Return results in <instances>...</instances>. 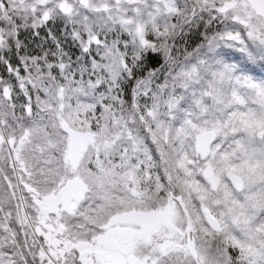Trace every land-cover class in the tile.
I'll return each instance as SVG.
<instances>
[{
  "label": "trees",
  "instance_id": "1",
  "mask_svg": "<svg viewBox=\"0 0 264 264\" xmlns=\"http://www.w3.org/2000/svg\"><path fill=\"white\" fill-rule=\"evenodd\" d=\"M0 2L7 6L10 0ZM86 2L99 9L89 13L96 15L98 30L109 34L101 53L103 63L93 66L95 75L90 79L89 69L83 79L69 75L63 81L59 76L53 80L47 69L41 73L33 62L31 74L11 81L0 95V264H106L96 250L110 221L132 213L161 212L167 203L178 214L177 225L161 224L150 232L147 242L137 241L124 264L175 260L174 251L183 245L179 231L184 218L169 198L171 190L182 199L195 226L197 260L203 264L208 242L227 232L221 228L220 234L212 233L202 215L192 211L181 178L185 171L172 148L173 132L184 120L193 119L202 130L223 133V164L238 166L240 158H229V151L247 144V124L264 111V87L213 74L203 65L189 66L188 57L182 56L174 75L175 62L168 65L167 78L161 77L164 83L157 85L149 74L143 86L137 84L135 94L131 89L123 93L116 85L122 62L112 36L119 30L134 40L145 32H156L160 13L154 5L163 0ZM239 3V15L246 16L244 2ZM175 23L166 29L169 36ZM84 31H89L87 26ZM131 59L133 69L139 71L135 52ZM260 119L264 131V115ZM262 130L251 138L255 145ZM76 134L92 137L93 143L74 165L68 155ZM193 141L189 139L186 147V167L199 168L193 180L210 202L206 210L217 217L212 203L225 202V193L207 186L202 174L205 165L197 162ZM220 178L238 196L223 174ZM77 183L79 194L71 188ZM250 193L253 212L248 228L255 246L248 250L264 247V223L255 224L264 209V171L260 179L255 178ZM166 242L172 243V254H154ZM225 243L235 246L228 233ZM177 255L182 264H193L185 252Z\"/></svg>",
  "mask_w": 264,
  "mask_h": 264
},
{
  "label": "snow or ice",
  "instance_id": "2",
  "mask_svg": "<svg viewBox=\"0 0 264 264\" xmlns=\"http://www.w3.org/2000/svg\"><path fill=\"white\" fill-rule=\"evenodd\" d=\"M241 6L239 0L157 2L154 7L160 16L156 32H145L134 40L119 30L112 36L122 62L117 87L123 93L131 89L135 94L137 84L149 74L151 81L162 84L168 65L175 62L174 75L181 67L182 56L188 57L189 66L203 65L213 74L223 73L264 87V0L259 4L245 0L246 16L239 15ZM0 9V95L11 81L31 74L33 62L41 73L47 69L53 80L59 76L61 81L69 75L73 80L83 79L89 69L91 79L96 73L93 66L103 63L101 53L109 34L98 30L96 15L89 13H98L99 9L90 2L10 0L7 6L0 2ZM173 20L176 23L169 36L166 29ZM85 26L89 31H84ZM133 52L139 71L132 67ZM100 74L104 75L102 68ZM149 88L154 90L151 83ZM261 213L255 224L264 223V209ZM226 236H213L208 242L203 264H264V247L256 248L249 256L241 248L225 243ZM160 264L168 261L161 260Z\"/></svg>",
  "mask_w": 264,
  "mask_h": 264
},
{
  "label": "rangeland",
  "instance_id": "3",
  "mask_svg": "<svg viewBox=\"0 0 264 264\" xmlns=\"http://www.w3.org/2000/svg\"><path fill=\"white\" fill-rule=\"evenodd\" d=\"M260 114L263 116L264 111L261 110ZM261 116L256 119L257 121L249 122L247 124L248 129L244 131V137L247 139V144H242L241 146L238 145L235 150L231 151L230 149L229 151V158H240L241 162L239 161L238 166H226L223 164L224 162L222 158L224 156L220 149H224V147H222L224 143L223 133L221 136L215 131H211L214 133L216 140L210 148V156L207 161L202 163L205 165L202 174L207 186L214 191L222 189L226 197L225 202L223 203H212L217 211V217L212 215L213 218L217 221L218 225L228 233V236L231 238L234 245L241 248L249 256L254 254L256 248H259L256 247L248 250V248L253 247V245L255 246V242L251 237L250 228H248V222L253 212V207L250 201V192L253 188V183H255V178L260 179L264 171V151H262L264 150V136L258 139L256 145L251 141V138L263 129L260 128L262 127L261 124H263L261 123ZM202 129L203 126L195 124L193 119L184 120L179 129L173 132L172 141V148L176 162L179 166L183 165V170L185 171L181 176L184 193L188 198L192 211L197 217L202 211L206 210L205 206L209 205L210 202L201 190L196 187L197 183L193 180V175L199 171V168L194 169V167H192L191 169L186 167L185 154L189 139L193 141L197 135L207 132ZM92 143L93 139L90 136L80 134L73 136L68 155L72 164H76L87 145ZM192 143L194 144V141ZM252 146H256L255 150L251 149ZM196 160L199 162L198 159ZM227 169L228 171H226ZM226 173H230L243 180L244 186L246 184L243 193L236 196L229 191L228 186L220 178L222 174L225 175ZM77 184L78 185H72L71 188L73 187V193L79 194L81 185L80 183ZM177 219L178 214L169 203L166 204L165 209L161 212H153L144 215L132 213L119 217L117 216L112 219L105 228L104 235L97 242L99 246L96 251L99 252L100 259L106 264H124L126 253L128 250H131L136 246L137 241L143 243L147 242L151 231L161 224L167 226L177 225ZM177 228L181 230V224H179ZM171 249L172 243L166 242L160 248L155 249L154 254L164 256L166 252ZM142 250L145 249L142 248ZM173 254H175L177 259L170 260V258H168V264H174V261L175 264H182L179 260L180 256L177 255L178 251H174ZM150 263L151 262H149V264ZM128 264L131 263L129 262Z\"/></svg>",
  "mask_w": 264,
  "mask_h": 264
},
{
  "label": "water",
  "instance_id": "4",
  "mask_svg": "<svg viewBox=\"0 0 264 264\" xmlns=\"http://www.w3.org/2000/svg\"><path fill=\"white\" fill-rule=\"evenodd\" d=\"M245 2V0H241ZM262 0H248V3H256L259 4L261 3ZM264 135V131L261 133H258L256 135L257 139H260ZM216 138L213 132L208 131L204 132L200 135H198L195 138V143H194V155L195 158H197L200 162H205L209 156H210V148L214 144ZM225 180L228 182L232 190L240 194L244 190V184L242 180L230 173H226L224 176ZM169 198L173 202V204H176L177 207L179 208L184 221V238H185V251L188 254V256L191 258V260L194 262V264H199L197 260V242H196V231L194 224L192 223L188 212L185 208V204L183 203L182 199L179 197H175L173 195V191L171 190L169 193ZM202 217L203 221L206 224L207 228L214 234H220L221 233V228L217 224V222L214 220V218L211 216L210 212L207 210H204L202 212Z\"/></svg>",
  "mask_w": 264,
  "mask_h": 264
},
{
  "label": "flooded vegetation",
  "instance_id": "5",
  "mask_svg": "<svg viewBox=\"0 0 264 264\" xmlns=\"http://www.w3.org/2000/svg\"><path fill=\"white\" fill-rule=\"evenodd\" d=\"M181 237L183 238V245H181V247L177 248V251L178 252H184V242H185V239H184V235H181ZM170 254H172V250H170Z\"/></svg>",
  "mask_w": 264,
  "mask_h": 264
}]
</instances>
